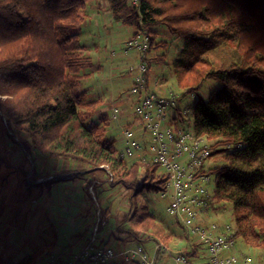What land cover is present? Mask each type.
I'll return each mask as SVG.
<instances>
[{"label": "trees", "instance_id": "1", "mask_svg": "<svg viewBox=\"0 0 264 264\" xmlns=\"http://www.w3.org/2000/svg\"><path fill=\"white\" fill-rule=\"evenodd\" d=\"M90 1L100 0H0V109L13 131L26 135L27 149L81 164L82 174L108 172L112 187L132 190L134 207L139 193H163L168 175L158 164L122 158L109 136L108 116L93 119L101 99L80 90L94 65L82 41ZM105 1L115 22L131 28L133 36L148 37L149 47L140 53L147 68L153 62L147 52L183 40L171 65L179 100L206 82L217 86L192 106L178 107L174 119L214 149L210 205L217 217L230 210L237 242L264 248V0ZM164 35L170 41L157 42ZM49 176L36 175V180ZM59 180L52 176L40 183ZM98 183L96 177L86 180L88 195ZM107 216L99 212L98 233ZM122 220L114 232L133 240L165 241L174 249L173 240L181 237L148 206L133 216L125 213ZM182 229L183 253L197 255L199 248ZM114 235L107 233L100 246ZM58 246L57 240L45 242L7 264H42L59 255Z\"/></svg>", "mask_w": 264, "mask_h": 264}, {"label": "rangeland", "instance_id": "2", "mask_svg": "<svg viewBox=\"0 0 264 264\" xmlns=\"http://www.w3.org/2000/svg\"><path fill=\"white\" fill-rule=\"evenodd\" d=\"M87 8L88 20L82 25V41L87 47L86 54L91 57L94 65L88 70V76L83 79L80 90L85 91L89 98L101 99L93 119L99 121L101 114L108 116L109 136L115 139V147L121 152L124 146V130L135 128L137 125L134 106L136 99L129 90L133 86L134 76L139 74V66L143 64L141 51L128 48L136 36H133L131 28L114 21L107 1H90ZM161 40L170 41V38L160 36L157 42ZM182 44V39L174 43L170 41L165 48L155 47L147 52L146 57L153 60L151 68H147L146 72L148 85L151 89L155 87V91L163 97L180 94L171 74V65ZM164 52H167L165 58L162 57ZM215 88L217 86L214 83L206 82L201 90L192 95L181 100L177 96V104L181 108L192 106L199 96L206 97ZM115 109L118 110V120L112 118ZM3 110L0 109V264L19 260L39 245L52 240H57L58 245L69 248L73 238L72 247L77 251L89 243L92 237L98 236L96 244L99 245L103 239L102 235L111 231L115 235L106 245L116 250V244L121 242L130 247L139 243H151L153 241L133 240L127 233H117L113 230L116 224H122L125 213L131 216L136 212L139 214L141 207L145 206H148L162 223L181 236L173 240V250L183 249L180 247L186 242L180 241L183 227L166 213L168 197H162L160 193L142 192L133 198L135 205L131 207L132 190L120 185L112 187L108 172L98 171L93 174L87 170L88 172L82 174L81 164L52 158L34 148L27 149L26 135L13 131L7 124ZM178 122L182 124L180 119ZM136 134L139 137L140 131ZM145 136L149 138L148 134ZM215 160L214 155L212 163H215ZM41 174H51L61 180L41 184L36 182V175ZM93 177H96L99 183L95 192L93 188L90 189V196L84 186L86 180ZM214 181L213 176V183ZM103 210L108 214L105 219L107 224L96 233L98 224L94 225V222ZM215 218L221 223H230L231 211ZM129 225L130 219L123 224V228ZM119 234L125 239H118ZM140 236L146 238L145 233ZM77 238L79 241L76 242ZM191 240L197 242V238L192 237ZM161 242L168 245L165 241ZM238 248L244 250L246 247L238 241ZM259 251L264 258V248ZM116 258L125 260L120 256ZM125 261L124 264H128L127 260ZM46 262L48 263L44 260L42 264Z\"/></svg>", "mask_w": 264, "mask_h": 264}, {"label": "built area", "instance_id": "3", "mask_svg": "<svg viewBox=\"0 0 264 264\" xmlns=\"http://www.w3.org/2000/svg\"><path fill=\"white\" fill-rule=\"evenodd\" d=\"M148 47V37L141 35L128 46L141 52ZM138 70L129 90L136 99L137 125L124 130L120 155L127 160L158 164L168 175L166 190L160 193L169 198L166 213L184 228L190 238H197V242L192 243L197 245L199 252L189 257L183 253L184 247L174 251L161 241H155L151 251L140 243L118 251L109 246L96 247V238L93 237L80 252L66 259L52 254L47 264H107L118 256L140 264H264L259 249L238 248L231 222L221 223L215 218L217 214L210 205L215 191L214 174L210 172L214 149L205 138L180 124L179 118L174 119L179 107L176 95L163 97L155 87L150 88L146 64H141ZM112 118L118 120L117 109ZM138 130L139 137L136 136Z\"/></svg>", "mask_w": 264, "mask_h": 264}, {"label": "crops", "instance_id": "4", "mask_svg": "<svg viewBox=\"0 0 264 264\" xmlns=\"http://www.w3.org/2000/svg\"><path fill=\"white\" fill-rule=\"evenodd\" d=\"M93 95H91V97H92ZM51 175V174H50ZM52 176H49V177H47V178H39L38 180H36V182H41V181H43V180H46V179H50ZM99 218V217H98ZM73 231H74V228H73ZM96 233H98V232H96ZM107 234V233H106ZM106 234L104 233L103 235H102V237L104 238L105 236H106ZM73 237H74V234H73ZM93 238V237H92ZM97 240H98V236L96 237V239H95V244H96V242H97ZM153 242H151V243H146V244H143V245H145L146 246V248L148 249V250H150L151 251V249H152V246H153V243L155 242L154 240H152ZM74 244V240H73V238H71V242L69 243V245H71V247H69V248H67L66 246H62V245H59L58 247H59V250H60V253H59V256L61 257V258H64V259H66L67 257H69V256H71L72 254H75V253H77V252H80L81 250H82V248H84V247H81V248H79L77 251L76 250H73L74 248L72 247V245ZM94 244V245H95ZM81 245V244H80ZM96 245H98V244H96ZM95 245V246H96ZM117 245V247H119V248H117V250H119V251H121V250H123V249H126L127 247L129 248L130 246H128V245H125V244H123L122 242L118 245V244H116ZM100 246V243H99V245L98 246H96V247H99ZM66 247V248H65ZM120 247H122V248H120ZM240 250H242L241 248H240ZM61 251L62 252H64V253H61ZM166 259H164V261H165ZM126 261L125 260H122L121 258H116V259H114V260H112L111 262H110V264H124ZM134 264V263H137L136 261L135 262H128V264ZM164 263V262H163ZM47 264V263H46Z\"/></svg>", "mask_w": 264, "mask_h": 264}]
</instances>
